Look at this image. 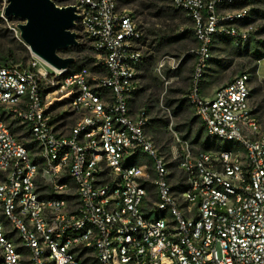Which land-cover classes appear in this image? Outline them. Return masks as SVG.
<instances>
[{
	"label": "built area",
	"instance_id": "1",
	"mask_svg": "<svg viewBox=\"0 0 264 264\" xmlns=\"http://www.w3.org/2000/svg\"><path fill=\"white\" fill-rule=\"evenodd\" d=\"M171 1L199 43L187 99L219 147L196 151L177 138L172 161L160 155L149 112L133 108L143 32L119 0H76L93 69L57 71L32 54L28 67H0V264H264L253 77L203 95L215 39L235 36L229 26L248 14L228 9L253 0ZM0 18L20 39L4 9Z\"/></svg>",
	"mask_w": 264,
	"mask_h": 264
},
{
	"label": "rangeland",
	"instance_id": "2",
	"mask_svg": "<svg viewBox=\"0 0 264 264\" xmlns=\"http://www.w3.org/2000/svg\"><path fill=\"white\" fill-rule=\"evenodd\" d=\"M70 2L75 3L76 0H71ZM57 3L61 7L65 6L63 1ZM133 4L123 9L130 13V16L134 19L138 28L144 33V36L146 33L143 29L151 31L153 35H160L162 39L170 34L165 26L159 24L160 26L154 27L155 23L150 15L153 13L152 10L144 11L140 9L138 2L136 4L134 2ZM171 6L172 4L169 5V7ZM228 11H246L248 14L245 19L229 26L231 31L236 33L235 36L215 39L211 59L208 62V69H206L203 77V95L205 97H212L219 89L230 84L239 75L244 73L251 74L253 79L251 81L252 98L250 104L259 126L264 132V0H255L249 4L234 5ZM21 23L23 22L15 19L9 21V24L15 28ZM7 27L9 28L8 25ZM174 27L176 28V33L173 37L177 39L185 38L186 42L180 40V43L187 46L188 52L182 54L179 58L174 55L164 56L165 54H162L158 58L157 66L152 71L151 69H147L146 59L153 54L157 56L158 53L154 51L157 46L156 44L154 45L156 37L148 36L147 42H143L142 44L145 60L138 72L142 89L133 102L135 112H138L141 108H145L149 112V136L158 148L160 155L168 161H172L174 157L172 147L175 146L177 138L190 144L196 151L215 150L219 147L215 142L220 143V141H216L215 139L212 140L206 134L203 125L189 104L187 111L184 113H178L176 111L179 106L178 104L173 107L167 105L168 97L176 101L179 99H187L191 79L198 63L196 53L199 48V43L196 39L192 22L183 15V17L176 19ZM76 32H78V29H76ZM241 35H247L248 38L242 40L240 38ZM14 37L17 40V43L13 47L17 54L18 65L28 67L31 63V53L22 40L17 38V34ZM24 49H27L30 55H27ZM173 53L176 54L178 52L175 51ZM77 57L80 60L74 69L84 67L93 69V62L91 64L83 63L80 62L83 60V55H77ZM11 63H0V67L4 64ZM42 69H44L43 66ZM144 75H153L157 82L163 85L161 95L157 96L152 94V92L147 94L151 99L148 101L143 98L142 92L145 83ZM180 90L185 91L186 96H182L179 92ZM74 120V117H71L69 114V121L67 122L69 128L74 125ZM21 127L23 126L16 125L15 130L21 129ZM199 129H203V132L202 138L198 142L197 130ZM16 132H18L16 133L17 137L23 138L22 140L26 143L27 148L35 155L37 153V147L27 142V139L24 138L26 133L23 128ZM204 143H209L210 146L204 149L202 147ZM234 145V143L224 142L222 147L229 148ZM146 161V159H143V162ZM151 176L147 183L150 185V197L152 199L156 192V188L152 184V180L155 178L152 171Z\"/></svg>",
	"mask_w": 264,
	"mask_h": 264
},
{
	"label": "water",
	"instance_id": "3",
	"mask_svg": "<svg viewBox=\"0 0 264 264\" xmlns=\"http://www.w3.org/2000/svg\"><path fill=\"white\" fill-rule=\"evenodd\" d=\"M64 0H5L4 16L19 20L20 39L30 53L57 71L71 69L74 57L61 52L80 45L76 32L80 15L76 6L61 7Z\"/></svg>",
	"mask_w": 264,
	"mask_h": 264
},
{
	"label": "trees",
	"instance_id": "4",
	"mask_svg": "<svg viewBox=\"0 0 264 264\" xmlns=\"http://www.w3.org/2000/svg\"><path fill=\"white\" fill-rule=\"evenodd\" d=\"M70 1L71 0H64L63 2L65 6H71L73 3H71ZM119 1H120L121 8H124L129 5L132 6L134 5L133 4L134 2L135 4L136 2H138V7L140 9L144 11L152 10L153 13H151L150 15L155 23L154 27L161 25V26H165L166 29L169 30L170 34L167 37H164L162 39L160 38V35H153L151 31L143 29L144 32L146 33L145 36L143 33V42H147L148 36L156 37V39L154 40V45L156 44L157 46L154 51L158 53L157 56L153 54L146 59L147 69H151L153 71V69L157 66L158 58L162 54H165L164 56L174 55L179 58L181 57L182 54L188 52L187 46L185 44L182 45L180 43V40L186 42L185 38L177 39L176 37H173V35L176 33V28L174 27L176 19L183 17V15L186 16V18H188V16L183 11L175 8L171 0H170V3H169V0H119ZM5 3H6L5 0H0V13L4 9ZM249 3L251 2H247L246 4H249ZM170 4H172L171 7H169ZM14 36L15 34L7 27V24L5 23V21L2 18H0V63L12 62L13 64H18L17 54L15 53V50L13 47L15 43H17V40L15 39ZM24 50L26 51L27 55H30L27 49H24ZM175 51L178 53L174 54L173 52ZM61 54L63 57H74L76 59L75 65H73V67H75L80 60L77 57V55H83V60H81L80 62L87 63V64H91L92 62H94V58L92 56L90 57L91 52L88 50V48H86L83 45H79L76 48H71L66 51H63L61 52ZM143 78H145V83H144L142 92H143V98H145L146 101L151 100L147 96V94H149L150 92H152V94L157 95V96L161 95L162 90H163V85L157 82V80L153 77V75H150V76L144 75ZM179 92L182 94V96H186L185 91L180 90ZM177 104L179 106L176 111L178 113H184L188 109L189 101L188 99H184V100L179 99L176 101L174 99H171V97H168L167 99L168 106L173 107ZM22 128L23 127H21V129ZM21 129H18L17 131ZM202 132H203V129L197 130V138H198L197 141L198 142L202 138ZM215 143L217 145L219 144L218 142H215ZM209 146H210L209 143L202 144V147L204 149H207ZM205 151H209V150H205Z\"/></svg>",
	"mask_w": 264,
	"mask_h": 264
}]
</instances>
